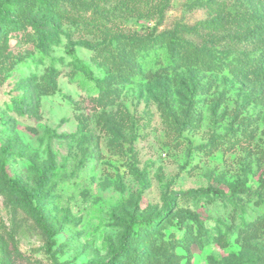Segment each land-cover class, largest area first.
<instances>
[{
	"label": "rangeland",
	"instance_id": "374dc122",
	"mask_svg": "<svg viewBox=\"0 0 264 264\" xmlns=\"http://www.w3.org/2000/svg\"><path fill=\"white\" fill-rule=\"evenodd\" d=\"M0 1V264H264V0Z\"/></svg>",
	"mask_w": 264,
	"mask_h": 264
},
{
	"label": "trees",
	"instance_id": "16d2710c",
	"mask_svg": "<svg viewBox=\"0 0 264 264\" xmlns=\"http://www.w3.org/2000/svg\"><path fill=\"white\" fill-rule=\"evenodd\" d=\"M5 2L0 1V21L5 22L7 24L16 25L14 16L12 14L11 8L5 7ZM47 40V36L43 33L39 36V41L41 43H45ZM204 60V56L200 54L199 49H197L194 45H188L186 48L185 54L178 61L181 64H195L198 61ZM78 68L81 71H86L87 68L82 65L81 62L77 63ZM80 74H74L71 76V81L80 80ZM261 188H264V172L260 179ZM15 182V189L18 193L23 197L26 203V211L33 216L34 221L38 227L47 235V239L50 240L52 236V232L47 226L42 212L37 205H33V199L37 196V193L34 190L29 189L26 186L20 185L17 181ZM43 180L39 182L38 188L42 185ZM233 191L237 192H250L251 188L245 184H237L232 188ZM204 192H213L217 194L219 197L223 199H230V195L224 192L222 189L214 188V187H199V188H191L187 191L190 195H199ZM173 208V200H169L167 204V209L164 211H159L153 214L150 217L141 218L140 220L132 219L129 223L124 225V229L122 234L119 236L117 241L118 250L115 252V255L111 258L109 262L106 264H114L119 258H124L127 260L128 264H138L140 263L139 251L136 247H131V244L135 239L141 235L150 234L152 237H156L158 235V231L156 230L159 223L164 219V217L168 214V212ZM136 233H138L136 235ZM258 233L260 236H264V223L258 228ZM114 249V248H113Z\"/></svg>",
	"mask_w": 264,
	"mask_h": 264
}]
</instances>
